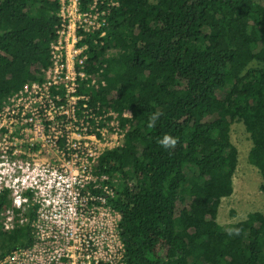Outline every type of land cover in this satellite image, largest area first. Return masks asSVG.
<instances>
[{"label": "trees", "instance_id": "trees-1", "mask_svg": "<svg viewBox=\"0 0 264 264\" xmlns=\"http://www.w3.org/2000/svg\"><path fill=\"white\" fill-rule=\"evenodd\" d=\"M91 3L79 0L81 12ZM59 6L0 0V113L25 86L45 80ZM104 19L98 30L79 32L91 78L79 82L77 107L89 124L115 114L125 130L119 146L97 157V185L84 188L119 214L124 262L264 264L262 213L217 222L238 165L233 123L243 124L248 162L264 181V0H119ZM166 134L174 148L158 143ZM10 202L2 190L0 214ZM35 242L29 224L3 231L0 217V259Z\"/></svg>", "mask_w": 264, "mask_h": 264}, {"label": "built area", "instance_id": "built-area-1", "mask_svg": "<svg viewBox=\"0 0 264 264\" xmlns=\"http://www.w3.org/2000/svg\"><path fill=\"white\" fill-rule=\"evenodd\" d=\"M118 6L119 0H92L89 11L81 12L79 0H60V6L57 12L60 18V25L56 27L58 37L56 43L51 47L50 66L44 71L45 80L41 84L31 83L27 85L30 86L32 90H36L35 93L37 95H40L38 100L42 99V95L39 91H44L45 99L44 101L39 100L38 106L33 109L31 118L27 119L30 128H25L24 131H30L31 129L35 130L37 127L36 120L44 118L39 122L40 126H42V133L44 134L46 130L49 132L50 130L47 129L48 121L53 123L56 115L64 113L67 116L71 115L72 118L77 116L81 118L82 124H86L85 128L81 130V133H78L81 137L80 140L87 138L93 140L95 143L98 142L96 139L97 134L90 130L92 126H88L89 123L86 121V119L91 116H88V113L85 111H80V108L77 107L78 100L83 99L82 96L77 95L79 82H85L87 79L91 78L88 72L85 71L87 68L85 66L87 57L83 52L86 50V46H80L82 35H80L79 32L83 30L89 33L90 31L98 30L105 23L104 16ZM103 35L104 33H102L101 36ZM90 85L97 86V78H92ZM104 85L105 81L103 80L101 86ZM27 86H25V89ZM63 108H68V110H66L67 112H62L61 109ZM79 112L81 115L84 113L82 117L78 116ZM2 113L3 111L0 113V120L2 118ZM26 116V112L22 110L20 118L24 119ZM125 116L130 117L129 112H126ZM107 117H114L117 119L119 125V119L115 114L95 118V125L99 123V119L105 120ZM34 119L35 121L32 124ZM37 130L40 131L39 127H37ZM124 132L125 130L123 129L122 138ZM8 133L11 134V130H8ZM0 135H2V137H0V164L4 167L15 165L14 162H9L8 153L14 146L15 148L12 150V155H17L19 153L17 145L21 146V144L12 145L9 142L13 139L12 137L1 133ZM61 137L63 138L64 135ZM55 139H57V137H55ZM68 139L69 136L65 135V141L68 142ZM76 145L79 144H73V146ZM40 154L41 151L33 156L37 157ZM35 162L34 160L31 166L34 175L32 178H30L29 175H25V171L23 170L21 175H17L16 170L7 173L0 169V192L5 189L8 190L11 199L10 204L7 205L0 214L3 231L12 230L17 224L27 223L30 225L36 240L31 248L14 251L6 255L3 259H0V264H126L123 260V247L121 241V256L116 257L115 255H109L105 260H99L95 256L91 258V256H93L92 254H95V252H88L89 242H87V238L84 234H79L78 240L70 238L73 241L72 245L68 244L67 238L62 244L57 241L53 242L54 244L52 245H49L47 241L41 243L39 232L44 230H55L64 235V230H66V235H68L73 228L69 220L74 210L72 211V208L64 202L65 193L68 188V176L64 173L62 167L54 169L50 168L49 164H38ZM28 179L29 183H27ZM11 180L13 182H11ZM44 188L46 189L42 190ZM26 192L31 194V202H29L25 196ZM92 201V205L95 207L108 209L119 217V214L111 209V207L107 206L104 201L100 200V202L96 198H92ZM94 202H96V204ZM32 206L36 207L33 219L30 218V215L33 213ZM15 207L16 209H21L22 207L26 209V216L14 221L11 210L15 209ZM42 207L46 209L47 215L43 214ZM43 219H45V221ZM55 237L56 236H54V238Z\"/></svg>", "mask_w": 264, "mask_h": 264}, {"label": "rangeland", "instance_id": "rangeland-1", "mask_svg": "<svg viewBox=\"0 0 264 264\" xmlns=\"http://www.w3.org/2000/svg\"><path fill=\"white\" fill-rule=\"evenodd\" d=\"M35 92L36 90L27 86L23 92L9 100L4 107L0 120V133L13 138L9 141L10 144H21V146L17 145L18 156L12 155L14 146L8 153L9 162H14L15 165L4 167L0 164V169L7 173L16 170L17 175H21L23 170L25 175L32 178L34 175L31 166L34 160L38 164H49L50 168L62 167L68 176V188L64 202L72 208V211L74 210L69 220L73 228L68 235H66V230H64L65 235L55 230L39 232L41 243L47 241L49 245H52L53 242L57 241L62 244L67 238L68 244L72 245V239L78 240V235L84 234L87 242H89L88 252H95L91 258L95 256L99 260H105L109 255L121 256V244L117 228L118 215L108 209L92 205L91 195L84 188L89 183L97 185L95 183L96 178L91 174L93 163L100 152L117 147L122 143L123 128L118 125L117 119L114 117H111L110 120H108L109 117L105 120L99 119L98 124L88 125L92 126L90 130L97 134L98 142L95 143L87 138L80 140L81 137L78 133H81L86 124L83 123V125L81 118L77 116L72 118L71 115L67 116L62 113L56 115L53 123L48 121L47 129L50 130L49 132L46 130L44 134L42 133V126L39 122L44 118L36 120V126L39 127L40 131L37 130V127L35 130L24 131L25 128H30L27 119L31 118L33 109L45 99L44 91H39L42 95L40 101L38 100L40 95ZM22 110L27 114L24 119L20 118ZM66 110L68 108L61 109L62 112H67ZM34 121L35 119L32 124ZM8 130H11L12 133L9 134ZM62 135H64L63 138ZM65 135L69 136L68 142L65 141ZM230 140L233 149L238 154V165L233 178V194L222 199L218 210L217 222L221 225L241 221L250 212H259L264 215V189H262L264 181L257 169L248 162L251 141L241 122L232 124ZM75 143L79 145L73 146ZM39 151L41 154L34 157L33 155ZM11 182L13 181L11 180ZM27 183H29V179ZM38 198L40 199L39 196ZM42 208L43 214L47 215L46 209ZM11 211L14 221L26 216V209L23 207L21 209L15 207ZM43 220L45 221V219ZM54 236L56 237L54 238Z\"/></svg>", "mask_w": 264, "mask_h": 264}, {"label": "clouds", "instance_id": "clouds-1", "mask_svg": "<svg viewBox=\"0 0 264 264\" xmlns=\"http://www.w3.org/2000/svg\"><path fill=\"white\" fill-rule=\"evenodd\" d=\"M161 113H155L152 116L149 117V123L148 126L149 127H154L156 121L159 119ZM158 143H160V145L163 148H174L175 145L177 144V140L169 135H164L163 138L161 140L158 141ZM239 230H236V232L238 233ZM229 234H232V230H229Z\"/></svg>", "mask_w": 264, "mask_h": 264}]
</instances>
